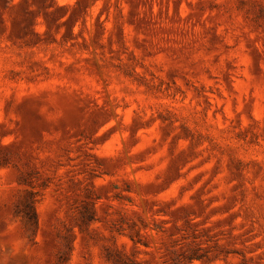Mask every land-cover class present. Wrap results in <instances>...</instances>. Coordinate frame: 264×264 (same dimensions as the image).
<instances>
[{"label": "rangeland", "instance_id": "374dc122", "mask_svg": "<svg viewBox=\"0 0 264 264\" xmlns=\"http://www.w3.org/2000/svg\"><path fill=\"white\" fill-rule=\"evenodd\" d=\"M0 264H264V0H0Z\"/></svg>", "mask_w": 264, "mask_h": 264}]
</instances>
